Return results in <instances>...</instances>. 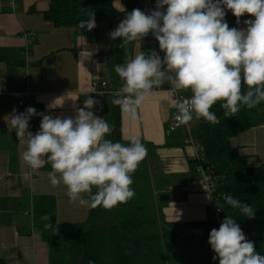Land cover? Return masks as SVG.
Masks as SVG:
<instances>
[{"label":"clouds","instance_id":"1","mask_svg":"<svg viewBox=\"0 0 264 264\" xmlns=\"http://www.w3.org/2000/svg\"><path fill=\"white\" fill-rule=\"evenodd\" d=\"M226 10L237 24L245 15L251 18L244 20V28L229 27ZM96 26L94 12L78 24L87 31ZM149 34L163 57L151 49L115 66L123 83L113 93L112 103L133 119L137 109L165 84L174 92H191L189 98L174 101L178 125L201 118L219 123L210 110L217 102H222L225 117L235 116L242 106L252 109L264 102V0H156L148 13L139 8L127 13L109 37L122 40L123 47ZM98 103L86 96L74 118L37 113L34 107L25 113L13 109L7 125L24 146L20 159L33 171L49 164L51 185H63L70 202L112 209L135 196L132 175L147 149L136 136L124 137L126 144L107 139L112 127L92 111ZM35 115L42 119L33 134L28 129ZM224 200L246 218L255 217L251 205L231 195ZM41 219L48 221L45 229L54 227L48 215ZM208 243L219 264H264V255L256 251L232 215L210 231Z\"/></svg>","mask_w":264,"mask_h":264},{"label":"crops","instance_id":"2","mask_svg":"<svg viewBox=\"0 0 264 264\" xmlns=\"http://www.w3.org/2000/svg\"><path fill=\"white\" fill-rule=\"evenodd\" d=\"M112 1L119 12L127 8L128 0ZM49 8L50 0H0V258L6 264H49V243L42 231L30 228L34 198L52 196L56 201V219L61 224L86 222L91 210L70 202L63 185H51L47 175L51 169L46 164L33 171L20 159L24 146L7 125L13 109L22 113L17 101L27 84L34 92L37 113L74 118L76 109L83 107L90 95L93 79L110 80L111 39L103 38V23L92 31L78 25L55 26L45 16ZM250 18L241 17L239 28L246 27L243 22ZM134 43L125 62L134 58ZM145 43L143 38L139 46L147 55L156 44ZM107 74L108 79L102 78ZM92 111L104 117L97 106ZM171 114L168 92L158 89L156 96L137 109L135 119L121 111V130L123 138L136 136L148 144L149 174L158 217L181 222L180 228L188 229L189 222L211 218V197L206 192L188 189L196 178L192 169L194 152L184 142L185 128L168 132ZM41 119L40 115L31 118L37 131ZM193 122L196 123L191 121V128ZM231 144L248 156L251 165L262 164L264 125L238 133L231 138ZM163 194L170 199L161 201L159 195ZM159 202L167 203L160 206Z\"/></svg>","mask_w":264,"mask_h":264},{"label":"trees","instance_id":"3","mask_svg":"<svg viewBox=\"0 0 264 264\" xmlns=\"http://www.w3.org/2000/svg\"><path fill=\"white\" fill-rule=\"evenodd\" d=\"M149 1L155 7L156 0ZM141 5V0H128L127 8L119 12L112 0H50V8L45 16L55 26H77L81 20L88 19L90 12H94L95 28L107 22L113 31L127 13L140 9ZM225 20L229 27L239 28L236 17L230 11L226 10ZM121 43L119 38L111 40L108 60L111 84L121 82L115 66L125 63L128 53L126 45L121 47ZM131 45L132 43L128 44L129 51ZM153 48L160 53L157 46ZM165 86L166 84L163 87ZM243 90L246 91V86ZM184 92L191 95L190 91ZM112 100L110 97L106 98L103 110V118L112 127L111 134L106 138L126 144L121 130V108L114 105ZM221 103L217 102L210 109L218 117L219 123L213 124L203 118L193 119L196 125L191 130L194 138L203 146L206 160L215 169L214 195L224 205L222 218L232 215L247 239L255 243L256 251L264 255V162L251 165L248 156L231 144V138L238 133L264 125V102L252 109L242 106L233 117H225ZM141 142L147 149V156L132 175L134 182L131 187L135 196L127 203H121L112 209H105L103 206L91 208L86 222L61 224L56 219V201L52 196L34 198L33 221L49 243V264H89V261L92 264H219L218 259H213L214 252L203 256H164V238L178 236L182 223L149 216L148 209L152 205L157 210V205L153 199L154 191L149 174L148 144L143 140ZM46 165L51 169L49 164ZM192 169L196 177L194 168ZM225 195L251 205L255 217L248 219L239 209L226 204ZM44 215L50 217L53 228H44V224L48 223L41 219ZM187 225L191 231L201 229L202 235H209L216 228L217 222L211 216L207 220L193 221ZM48 232L55 234L54 241L46 239ZM0 264H6L5 260L0 258Z\"/></svg>","mask_w":264,"mask_h":264},{"label":"built area","instance_id":"4","mask_svg":"<svg viewBox=\"0 0 264 264\" xmlns=\"http://www.w3.org/2000/svg\"><path fill=\"white\" fill-rule=\"evenodd\" d=\"M141 10L148 13L150 10L154 9L149 0H141ZM25 35H29V33H24ZM30 34H34L33 32ZM149 39L154 40L156 46L159 49L158 42L155 38L150 34ZM160 51V50H159ZM28 51L26 52V54ZM161 57H163V53H159ZM132 58H129L130 60ZM122 81L117 82L116 84H111L109 81L104 79L94 78L91 85V91L89 97L94 98L99 101L96 105L98 110L103 111L105 109V101L106 98L110 97L113 99V93L122 86ZM162 90L168 92L169 100L171 103L172 114L168 123V132L178 129L180 127L185 128L186 134L184 137L185 144H188L192 147L194 156L192 161V167L194 168L196 178L192 185L188 188L192 192H206L211 197V204L209 207L210 215L216 220L217 226L216 229L219 228L220 223L223 221L222 218V210L218 209L215 200V191H216V175L215 169L213 165H211L205 156V151L203 146L194 138L190 123L187 125H178L175 121L174 117L176 114V108L173 106L174 101L179 97L189 98L191 95L186 94L183 91L174 92L170 90V85L166 84ZM18 107L21 109L22 113L26 112L28 107L35 108V97L34 92L29 84L25 87V89L20 93V97L17 101ZM29 130L31 132L37 131L38 126L32 124V120L29 121ZM196 235H202L201 229H193L191 231Z\"/></svg>","mask_w":264,"mask_h":264},{"label":"rangeland","instance_id":"5","mask_svg":"<svg viewBox=\"0 0 264 264\" xmlns=\"http://www.w3.org/2000/svg\"><path fill=\"white\" fill-rule=\"evenodd\" d=\"M127 4V2H126ZM103 38L105 36H109V33L111 32L110 25L107 22H103V27L100 29ZM145 39V44H153L154 40H149L148 36L144 38ZM148 45V46H149ZM126 49L128 50V45H126ZM142 46H139V42L134 43L133 47V55H137L141 52ZM102 78L108 79L109 74L103 75ZM196 123H192V127H195ZM175 196L173 195L172 198ZM216 200V205L220 210H223L224 205L221 201L218 199ZM167 202H159L160 206H163ZM210 207V206H209ZM162 208V207H161ZM149 216L152 218H157L160 216L159 212L155 208L151 207L148 209ZM211 216V215H210ZM159 219V217H158ZM161 219H163L161 217ZM160 220V219H159ZM35 230H40L39 226L33 223L31 224V227ZM181 233L178 236L174 237H166L164 238L163 242V251H164V256L166 255H175V256H203L210 254L213 250H211V246L208 243L209 235H195L191 232V230H188L186 227L182 226ZM48 241H54L55 239V234L53 232H48L47 238Z\"/></svg>","mask_w":264,"mask_h":264},{"label":"water","instance_id":"6","mask_svg":"<svg viewBox=\"0 0 264 264\" xmlns=\"http://www.w3.org/2000/svg\"><path fill=\"white\" fill-rule=\"evenodd\" d=\"M120 80H121V79H120ZM121 81H122V80H121ZM169 199H170V196H169V195H164V194H163V195L160 196V200H161V201H167V200H169Z\"/></svg>","mask_w":264,"mask_h":264}]
</instances>
